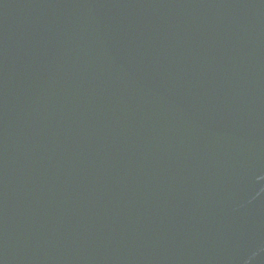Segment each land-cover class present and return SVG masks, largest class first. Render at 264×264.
Listing matches in <instances>:
<instances>
[{"label":"water","instance_id":"95a60500","mask_svg":"<svg viewBox=\"0 0 264 264\" xmlns=\"http://www.w3.org/2000/svg\"><path fill=\"white\" fill-rule=\"evenodd\" d=\"M0 264H264V0H0Z\"/></svg>","mask_w":264,"mask_h":264}]
</instances>
